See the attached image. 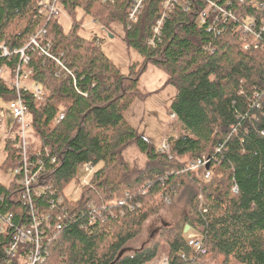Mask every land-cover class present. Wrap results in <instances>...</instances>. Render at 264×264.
I'll list each match as a JSON object with an SVG mask.
<instances>
[{
  "label": "trees",
  "instance_id": "trees-1",
  "mask_svg": "<svg viewBox=\"0 0 264 264\" xmlns=\"http://www.w3.org/2000/svg\"><path fill=\"white\" fill-rule=\"evenodd\" d=\"M131 1L59 0L73 18L79 8L110 34L121 27L125 44L142 57L124 74L101 50L99 38L77 33L75 18L65 33L58 18L47 21L38 14L37 0H0V45L11 50L9 56L0 53V67L8 77L19 59L14 50L46 30L37 47L25 49L32 82L44 99L38 103L30 91L22 97L37 140L29 158L42 161L40 184L48 187L32 196L30 207L20 197L16 175L8 187L0 183V212L13 214L0 232V255L33 211L40 222L41 259L35 264H146L162 242L169 247L167 264H264V0H213L234 15L213 27L201 21L211 12L205 0H178L154 45L147 41L165 0H144L128 29ZM149 63L163 69L176 89L168 111L179 136L166 138L167 152L124 116L140 95L139 75ZM14 98L0 74V107ZM132 145L144 155V168L126 160ZM4 154L13 169L19 165L9 138ZM203 154L212 158L208 179L203 167L188 168ZM84 164L96 168L80 183V198H67L65 187ZM167 205L180 212L178 221L162 225L148 245L121 255L143 222ZM186 225L203 227L205 254L187 245Z\"/></svg>",
  "mask_w": 264,
  "mask_h": 264
},
{
  "label": "rangeland",
  "instance_id": "rangeland-1",
  "mask_svg": "<svg viewBox=\"0 0 264 264\" xmlns=\"http://www.w3.org/2000/svg\"><path fill=\"white\" fill-rule=\"evenodd\" d=\"M74 18L78 23L77 33L85 38H92L94 36L99 38L101 50L110 58L121 73L127 74L130 71V66L141 64V55L133 48H129L123 41V32L120 26L116 27L117 33L115 35L110 34L99 21H95L88 13L84 14L83 10L79 8L75 10ZM74 18L61 7V14L57 20L65 33L70 30ZM3 77L8 83H11L12 77H8L7 73H4ZM137 90L140 95L136 96L125 109L124 116L126 121L156 148H159L161 145L164 129L172 131L171 134L175 138L178 137V132L170 128L171 119L168 105L175 96L176 89L174 85L169 83L167 73L152 63L147 64L139 75ZM1 108L4 111L5 120L0 125V183L8 187L15 179V172L13 167L6 162L4 143L5 139L10 137L12 132L18 130V127L8 106L2 104ZM26 132L30 138V150H33L37 145V140L30 134L29 128L26 129ZM124 156L132 166L144 168L147 165L144 155L134 145L125 150ZM93 168L95 169L96 167L93 166ZM86 178L88 179V174L85 166L80 165L76 177L65 187V196L78 200L81 192L80 183H85ZM179 217L180 212L171 206L167 205L161 208L156 214L150 215L143 222L139 234L124 244L120 254L129 255L141 247L148 245V240L156 237L162 225L174 224L178 221ZM168 249L167 243L162 242L158 246L157 254L152 261L162 260L168 254Z\"/></svg>",
  "mask_w": 264,
  "mask_h": 264
},
{
  "label": "built area",
  "instance_id": "built-area-1",
  "mask_svg": "<svg viewBox=\"0 0 264 264\" xmlns=\"http://www.w3.org/2000/svg\"><path fill=\"white\" fill-rule=\"evenodd\" d=\"M102 2L113 3L114 0H101ZM178 0H165L164 1V12L159 19L155 21L153 26L152 36L148 39L147 43L149 45H154L156 41L160 38V29L163 19L166 16V12L171 9V7L177 3ZM207 3V8L205 11L206 16H201V21L209 22V26L213 27L214 23L218 20H226L227 17L234 19V15L227 11L223 6L215 3L213 0H205ZM243 1V0H240ZM144 0H132L127 11V28L130 29L131 24L136 22L138 15L143 8ZM38 14L48 20L57 19L61 14V6L59 0H37L36 2ZM208 18V20H207ZM246 29V26H243ZM46 33L45 29L37 30L33 35L29 37L28 43L20 48L14 50L15 53L19 54L18 63L13 69V77L11 81V86L15 90V98L8 101L6 104L11 111L12 117L18 127L17 131L11 133L8 137L15 142V146L18 148V153L20 156V163L14 168L15 175L18 178V183L21 186L20 197L31 207L32 196H39L44 193L48 187L40 184L41 172L43 169V163L40 159L33 161L29 158L30 145H29V134H27L26 129L29 128L27 122V106L22 97L23 91H30L33 98L41 103L44 99V92L39 87L37 83L32 82L31 72L32 69L28 67L29 57L25 52L28 46H38V38L40 39ZM98 41V40H97ZM49 45L46 44V46ZM44 47V46H43ZM45 48V47H44ZM11 50L4 44L0 45V53L2 56H9ZM42 52V51H40ZM7 69L5 66L0 67V74L6 73ZM62 116H59L61 119ZM171 121L174 119V114H170ZM5 115L3 109L0 107V125L4 122ZM163 130V139L161 145L158 148L160 151L168 150V143L166 138L174 135L171 134L172 131ZM171 158V156H168ZM212 162V158L209 155L203 154L197 157L195 160L188 164L190 170L197 169L198 167H203V178L208 179L211 176V169L209 165ZM85 170L88 176L92 173L93 167L90 164H84ZM87 179V178H86ZM86 182V180L84 181ZM235 191L236 187H232ZM202 201V197L199 196ZM60 202L57 199L56 204ZM168 202V199L166 200ZM53 201L50 202L51 207L55 205ZM206 211V209H202ZM13 214L11 212L1 213L0 212V232H3L6 227L10 226ZM40 222L35 216L33 211L30 212V222L22 226L13 233L12 240L9 245L4 248L2 255H0V264H35L39 259H41L40 253ZM59 227L58 225L56 226ZM204 231L203 227L198 229H188L184 233V239L187 245L196 253L205 254L206 250L204 248ZM27 246L24 254H20V248ZM152 261V260H151ZM149 261L146 264H167V255L162 258V260Z\"/></svg>",
  "mask_w": 264,
  "mask_h": 264
},
{
  "label": "water",
  "instance_id": "water-1",
  "mask_svg": "<svg viewBox=\"0 0 264 264\" xmlns=\"http://www.w3.org/2000/svg\"><path fill=\"white\" fill-rule=\"evenodd\" d=\"M188 229H189V226L186 225V226L184 227V233H185Z\"/></svg>",
  "mask_w": 264,
  "mask_h": 264
}]
</instances>
